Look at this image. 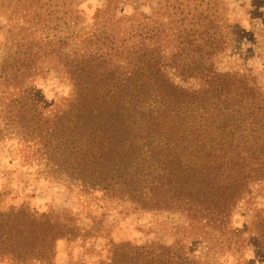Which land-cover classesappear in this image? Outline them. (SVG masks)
Returning a JSON list of instances; mask_svg holds the SVG:
<instances>
[{"label":"trees","instance_id":"16d2710c","mask_svg":"<svg viewBox=\"0 0 264 264\" xmlns=\"http://www.w3.org/2000/svg\"><path fill=\"white\" fill-rule=\"evenodd\" d=\"M39 1L17 0L30 9L3 36L0 134L16 128L22 146L69 181L136 211L183 215L231 250L240 237L234 210L250 184L264 183V88L251 73L217 68L226 43L215 17L179 3L152 20L107 4L86 28L71 11L73 27L60 39L39 34L53 31L44 23L51 13L31 8ZM162 16L178 22L168 28ZM50 71L71 88L53 104L33 85ZM76 233L26 206L0 210V259L54 264L56 244ZM251 233L264 263V214ZM97 264L202 261L180 241L121 242Z\"/></svg>","mask_w":264,"mask_h":264},{"label":"rangeland","instance_id":"374dc122","mask_svg":"<svg viewBox=\"0 0 264 264\" xmlns=\"http://www.w3.org/2000/svg\"><path fill=\"white\" fill-rule=\"evenodd\" d=\"M179 3L182 7L190 5L196 15L215 17L226 43L217 68L251 73L264 88V0H40L31 8L51 13L44 23L53 31L39 34L66 39L73 27L69 17L73 10L78 27L86 28L92 24L97 11L107 4L118 14L137 12L155 20L162 6H168L172 12ZM28 9L17 0H5L4 9L0 10V58L6 28L22 26L21 17ZM159 19L168 28L174 21L178 22L167 16ZM33 85L47 104L68 97L71 89L57 71L39 76ZM3 129L4 122L0 119V131ZM13 129L9 131L11 134H0V210L26 206L50 215L57 223L64 219L71 222L79 236L56 244L54 264H97L106 257L110 243L171 245L177 241L200 257L202 264H264L258 254L257 239L251 233L254 217L264 214V183L250 184L248 195L236 206L232 228L240 234L239 241L231 250L224 249L214 233H205L199 225L192 226L183 215L136 211L129 203L107 199L98 190L85 189L69 181L39 159L38 154L34 156L32 148L28 151L22 146L14 132L16 128ZM0 264L14 263L0 259Z\"/></svg>","mask_w":264,"mask_h":264}]
</instances>
